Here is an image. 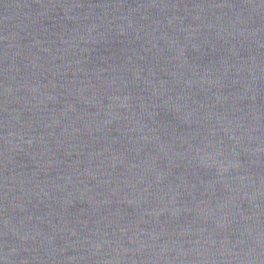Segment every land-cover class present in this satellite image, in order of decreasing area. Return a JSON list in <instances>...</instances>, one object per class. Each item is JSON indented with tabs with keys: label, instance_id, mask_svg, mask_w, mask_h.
Listing matches in <instances>:
<instances>
[{
	"label": "water",
	"instance_id": "water-1",
	"mask_svg": "<svg viewBox=\"0 0 264 264\" xmlns=\"http://www.w3.org/2000/svg\"><path fill=\"white\" fill-rule=\"evenodd\" d=\"M0 264H264V0H0Z\"/></svg>",
	"mask_w": 264,
	"mask_h": 264
}]
</instances>
